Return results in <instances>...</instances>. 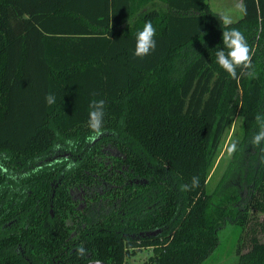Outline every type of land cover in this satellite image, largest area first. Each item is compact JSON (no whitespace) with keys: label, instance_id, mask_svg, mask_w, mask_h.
Here are the masks:
<instances>
[{"label":"trees","instance_id":"trees-1","mask_svg":"<svg viewBox=\"0 0 264 264\" xmlns=\"http://www.w3.org/2000/svg\"><path fill=\"white\" fill-rule=\"evenodd\" d=\"M133 1L0 0V151L18 169L55 143L82 153L55 189L52 217L48 183L64 161L26 176L28 198L11 194L14 202L0 209V224L15 220L0 227V264H125L141 246H151L141 264H199L225 222L243 230L249 208L262 214L263 237L237 251V264H264V142L251 143L255 117L264 115V0H241V16L227 29L206 0H162L163 11L151 8L133 20L140 28L151 21L156 29V48L143 58L134 55L142 29L129 24ZM231 28L252 49L247 71L255 77L237 68L233 79L217 63V50L227 51L222 32ZM48 94L55 104H46ZM93 99L105 101L107 135L89 146ZM235 114L243 136L219 187L207 193L215 150ZM194 176L199 186L181 191ZM141 178L145 185L132 182ZM230 179L238 186H229ZM94 182L106 183L112 194L101 196L106 207L100 200L91 215L73 219L65 187ZM144 200L153 203L145 212ZM154 227L160 233L129 236ZM12 230L22 251L13 247Z\"/></svg>","mask_w":264,"mask_h":264},{"label":"rangeland","instance_id":"rangeland-1","mask_svg":"<svg viewBox=\"0 0 264 264\" xmlns=\"http://www.w3.org/2000/svg\"><path fill=\"white\" fill-rule=\"evenodd\" d=\"M207 1L211 11L221 16H229L233 22L241 16V7L235 3V0ZM151 8H154L156 11H163L165 5L162 0H134L132 2L130 27L133 29H142L138 24H134L137 21H135V19ZM242 136V119L237 114L232 115L220 138L215 150L212 166L206 176L204 187L207 193H211L216 187H219V181L224 177V173L227 171L232 160L233 154L229 155L227 149L233 142H236L238 145ZM227 183L232 188L238 186V183L234 179L228 180ZM241 195H245L244 191L241 192ZM261 217V213L249 208L243 230L229 221L225 222L217 232V244L215 248L199 264H237V251L242 253L248 250L252 237L258 241L262 240L263 232L259 224ZM150 254L151 250L149 249L136 251L133 256L128 257L126 264H140L145 262Z\"/></svg>","mask_w":264,"mask_h":264},{"label":"flooded vegetation","instance_id":"flooded-vegetation-1","mask_svg":"<svg viewBox=\"0 0 264 264\" xmlns=\"http://www.w3.org/2000/svg\"><path fill=\"white\" fill-rule=\"evenodd\" d=\"M107 133L103 132L102 136H106ZM100 137L97 139L99 140ZM96 140V141H97ZM95 141V142H96ZM94 143V142H93ZM93 143H89V146H91ZM82 154V153H81ZM81 154H72V152L64 148V144L61 143H55L53 148L49 151H47L44 154H41L39 156L34 157L31 163H29L26 167V169H18L16 166H13L10 164L9 160L5 158L4 153L0 151V209H5L4 207L6 205V201H9L11 199V194L16 193V195L20 196L23 199H26L30 196V190L26 188L27 185V177L31 173H35L38 169H41L42 167H50V165L53 162H58V161H64V166L58 171L57 175L49 181V194L47 197V214L49 217L53 216V195L55 192V189L61 184L62 178L64 174L70 170L74 169L76 162L78 159L81 157ZM72 165V166H70ZM109 169V168H108ZM93 178L97 179L94 175H92ZM98 180V179H97ZM131 182V180H128ZM134 183H140L141 185L146 184V180L144 178L141 179H136L132 181ZM96 182L92 183L88 186L84 187V189H81V187L77 188L76 186L72 187H65V194L68 195L71 198V204H73L72 209L74 211L73 213V219L76 220L77 216L79 215V219L81 220V217L83 214L91 215L94 211L95 205L99 206L98 201L102 200L103 202L101 203L106 207V199H102V195H107L108 198L112 195H108L107 192V184H95ZM25 191L24 196H22V193ZM143 193H147L145 190ZM96 199V202H95ZM11 202L13 203L14 201L11 199ZM94 205V207H92ZM139 206H143V212L148 208V206H153V203L148 205L147 200H144V202L140 203ZM109 209V208H108ZM4 212H1L3 214ZM69 216V214H67ZM15 220L12 219H7L5 221H1L0 227L8 226V227H13ZM20 225V224H19ZM24 228H26V225H23ZM84 225L83 223L80 226V230L83 229ZM78 229V230H79ZM161 229L159 227H154L151 229H144V230H139L134 233H130V237H142V236H154L158 233H160ZM74 235V231L70 232V236ZM77 231L75 233L76 237ZM9 237H16V242L14 243L13 247L16 251H22V247L24 245L23 242L19 241L20 238L18 234L12 230L9 231L8 234ZM122 236L124 234L122 233ZM69 248V247H68ZM127 248V249H131ZM151 250V246L148 247H135L133 250L134 252H138L139 250ZM73 248L70 249L72 251ZM151 255V254H150ZM133 256V255H132ZM128 259V258H127ZM147 260V259H146ZM91 261H97V259H90L87 260L84 264H87L88 262ZM100 261V260H99ZM104 262V261H101ZM146 262V261H145ZM106 264H109L107 262H104ZM127 263V260L125 261V264ZM61 264H64L63 262ZM141 264V263H140Z\"/></svg>","mask_w":264,"mask_h":264},{"label":"clouds","instance_id":"clouds-1","mask_svg":"<svg viewBox=\"0 0 264 264\" xmlns=\"http://www.w3.org/2000/svg\"><path fill=\"white\" fill-rule=\"evenodd\" d=\"M222 24L227 29L233 21L231 17L223 15L220 17ZM156 35V29L154 28L151 21H146L142 30L136 34V44L134 55L136 57L143 58L149 55L156 48V41L154 39ZM222 40L225 50H217L216 59L218 65L225 70L230 77L238 79L237 68L241 69L242 76L255 77L254 71H247L252 69V49L250 48L245 36L238 29L231 28L222 32ZM47 105H53L56 103V97L53 94H48L45 97ZM89 119L88 127L91 130V134L86 137V142L93 143L101 135H103V122L105 114V101L93 99L89 104ZM258 125V131L253 135L251 143L253 145H260L264 142V115L257 114L255 117ZM66 143L72 147H76V142L72 140L66 141ZM229 155L237 151V143L233 142L227 149ZM72 166V165H70ZM199 186V178L194 176L191 180V185L183 184L180 185L181 191H189L192 188ZM79 255L83 257L85 255V249L80 246L77 249ZM95 264H101L99 260Z\"/></svg>","mask_w":264,"mask_h":264},{"label":"crops","instance_id":"crops-1","mask_svg":"<svg viewBox=\"0 0 264 264\" xmlns=\"http://www.w3.org/2000/svg\"><path fill=\"white\" fill-rule=\"evenodd\" d=\"M207 4H208V1L206 0ZM235 3L238 4L240 7H241V0H235ZM209 7V5H208ZM210 8V7H209Z\"/></svg>","mask_w":264,"mask_h":264},{"label":"water","instance_id":"water-1","mask_svg":"<svg viewBox=\"0 0 264 264\" xmlns=\"http://www.w3.org/2000/svg\"><path fill=\"white\" fill-rule=\"evenodd\" d=\"M96 261H91V262H88L87 264H95ZM101 262V261H100ZM101 264H106L104 262H101Z\"/></svg>","mask_w":264,"mask_h":264}]
</instances>
